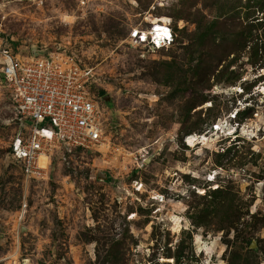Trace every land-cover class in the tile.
<instances>
[{
  "label": "rangeland",
  "instance_id": "374dc122",
  "mask_svg": "<svg viewBox=\"0 0 264 264\" xmlns=\"http://www.w3.org/2000/svg\"><path fill=\"white\" fill-rule=\"evenodd\" d=\"M155 16L174 42L132 46ZM4 38L76 55L112 145L26 179L0 82V264H264V0H0Z\"/></svg>",
  "mask_w": 264,
  "mask_h": 264
},
{
  "label": "built area",
  "instance_id": "2783aa9c",
  "mask_svg": "<svg viewBox=\"0 0 264 264\" xmlns=\"http://www.w3.org/2000/svg\"><path fill=\"white\" fill-rule=\"evenodd\" d=\"M153 20L167 32L154 30ZM148 23L130 29L132 46L155 52L174 42L168 16L151 17ZM95 81L93 72L64 49L22 54L7 38L1 40L0 82L18 117L9 153L26 179L48 180L55 164L69 165L78 155L110 148L106 106L93 90Z\"/></svg>",
  "mask_w": 264,
  "mask_h": 264
},
{
  "label": "bare ground",
  "instance_id": "6f19581e",
  "mask_svg": "<svg viewBox=\"0 0 264 264\" xmlns=\"http://www.w3.org/2000/svg\"><path fill=\"white\" fill-rule=\"evenodd\" d=\"M152 23L155 25V24H157L153 29L154 30H159V29H161V30H164L165 32H167L166 30H165V28L163 27V26H161V25H159V23L160 22H158L157 20L155 21V20H153L152 21ZM146 32H144V37L146 36V34H145ZM159 32L157 31V34H158ZM168 34V33H167ZM233 87V86H232ZM231 116H233V115H231ZM251 121V120H250ZM250 123V122H249ZM219 129H220V131H221V133L222 134H229V133H232V130H229V128H228V130H226V129H223V128H221V125L220 124H218V128H217V131H216V133H218V132H220L219 131ZM243 129H244V131H247V130H249V129H246V128H244L243 127ZM207 133H208V131H206V132H204V133H190V134H188V136L186 137V142H187V144L188 145H190V146H192V147H194V146H196L197 144H205L206 143V141L208 140V135H207ZM215 133V134H216ZM235 133V132H234ZM221 134V135H222ZM225 136V135H224ZM201 146V145H200ZM166 172V171H165ZM214 178V174H211L210 173V176L208 177V180H212ZM140 189V188H139ZM199 191H201V192H203V190L202 189H199ZM157 197L160 199L161 198V196L159 195H157ZM14 264H19V262L17 261V260H15L14 261ZM24 264H32L31 262H28L27 260H24Z\"/></svg>",
  "mask_w": 264,
  "mask_h": 264
},
{
  "label": "water",
  "instance_id": "95a60500",
  "mask_svg": "<svg viewBox=\"0 0 264 264\" xmlns=\"http://www.w3.org/2000/svg\"><path fill=\"white\" fill-rule=\"evenodd\" d=\"M30 50L32 54H39V53H43L45 51L44 48H39L38 46H36L35 44H31L30 45ZM1 76H3V74H1ZM102 100H104V102H106V104L108 105L109 101H110V97L108 94H104L103 96H100ZM100 174H103V179H109V175L106 172H100ZM102 178V177H100Z\"/></svg>",
  "mask_w": 264,
  "mask_h": 264
},
{
  "label": "trees",
  "instance_id": "16d2710c",
  "mask_svg": "<svg viewBox=\"0 0 264 264\" xmlns=\"http://www.w3.org/2000/svg\"><path fill=\"white\" fill-rule=\"evenodd\" d=\"M99 92H101V93H102V92H104V91H103V90H99Z\"/></svg>",
  "mask_w": 264,
  "mask_h": 264
},
{
  "label": "flooded vegetation",
  "instance_id": "af4514ba",
  "mask_svg": "<svg viewBox=\"0 0 264 264\" xmlns=\"http://www.w3.org/2000/svg\"><path fill=\"white\" fill-rule=\"evenodd\" d=\"M101 96V95H100Z\"/></svg>",
  "mask_w": 264,
  "mask_h": 264
}]
</instances>
